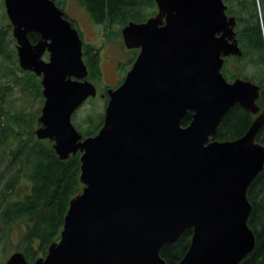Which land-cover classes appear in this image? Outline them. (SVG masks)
<instances>
[{
    "label": "water",
    "instance_id": "95a60500",
    "mask_svg": "<svg viewBox=\"0 0 264 264\" xmlns=\"http://www.w3.org/2000/svg\"><path fill=\"white\" fill-rule=\"evenodd\" d=\"M57 1L5 6L19 65L41 78L36 136L51 140L61 160L81 152L83 189L46 256L31 262L16 251L5 264H168L163 247L187 230L191 243L176 264L242 262L256 244L247 192L264 169L257 140L264 111L258 83L223 73L228 57L243 55L237 17L224 0H155L154 15L123 27L125 46L139 54L123 82L108 89L103 126L85 137L73 116L98 88L79 30ZM238 104L256 115L250 128L216 139Z\"/></svg>",
    "mask_w": 264,
    "mask_h": 264
},
{
    "label": "trees",
    "instance_id": "16d2710c",
    "mask_svg": "<svg viewBox=\"0 0 264 264\" xmlns=\"http://www.w3.org/2000/svg\"><path fill=\"white\" fill-rule=\"evenodd\" d=\"M61 1L57 4L64 10ZM77 1L84 6L94 24L104 26L107 36L118 26V35L122 37V29L130 21L143 22L157 11L155 0ZM224 1L228 14L237 17V38L243 55L228 57L223 73L228 80L242 77L258 83L262 88L258 104L264 111V0ZM12 27L8 22L0 28V65L3 61L12 62L14 69L10 68L13 66L6 68L13 81L21 84L35 99L44 101L41 78L34 72L23 70L16 62ZM80 35L83 39L82 32ZM30 39L36 42L39 35L31 33ZM131 51L132 66L139 49ZM83 56L90 72L89 79L94 83L101 82L104 75L102 49L84 41ZM107 89L105 107L109 101ZM13 91V85L0 83V228L3 240L11 239L10 233L15 225L23 229L16 251L23 252L29 261L34 262L47 255L52 242L60 240L70 201L83 189L81 152L61 160L51 140L36 136L35 131L41 125L38 122L41 108L35 112L19 109L14 113L7 108L8 96ZM104 116V112L90 113L83 124L76 127L85 137L96 135L103 126ZM192 118L193 112L189 111L182 120L183 126L189 125ZM255 118V114L238 104L226 114L215 138L223 141L239 138ZM257 140L264 144V128ZM247 196L252 204L248 223L255 233L256 244L239 264H264V169L249 186ZM192 234V230H187L176 243L163 247L161 255L168 264H176L185 256Z\"/></svg>",
    "mask_w": 264,
    "mask_h": 264
},
{
    "label": "rangeland",
    "instance_id": "374dc122",
    "mask_svg": "<svg viewBox=\"0 0 264 264\" xmlns=\"http://www.w3.org/2000/svg\"><path fill=\"white\" fill-rule=\"evenodd\" d=\"M61 4L68 18L82 32L84 41L86 43H92L102 49V68L104 75L101 82H95L98 88V95L93 100L89 98L73 116L75 126H80L88 114L92 113L97 115L99 113H105V97L103 96L106 93L105 88H115L120 84L131 67L130 60L133 55L131 49L125 46L123 36L118 35V26L112 28L107 36L104 26L94 24L84 6L77 0H62ZM8 22L10 20L6 11L5 0H0V28L7 25ZM11 33L12 37H14L13 27ZM13 46L17 51L16 40ZM16 56V62L19 65L18 54ZM2 64V66L0 65V83L14 86V91L8 96L7 108L13 113L19 109H25L28 112H35L39 108L42 109L44 101L35 99L33 95L22 88L21 84H16V81H13L12 75L8 73L6 68V66H13L10 68L14 69L15 66L12 62L3 61ZM231 68L235 69V65L231 64ZM22 230L15 225L10 233L11 239L6 238V240H3L0 228V264H5L8 257L16 252V244L18 243Z\"/></svg>",
    "mask_w": 264,
    "mask_h": 264
},
{
    "label": "flooded vegetation",
    "instance_id": "af4514ba",
    "mask_svg": "<svg viewBox=\"0 0 264 264\" xmlns=\"http://www.w3.org/2000/svg\"><path fill=\"white\" fill-rule=\"evenodd\" d=\"M38 35H39V34H38ZM39 38H40V36H39ZM38 40H39V39H38ZM38 40H37V41H38ZM37 41H36V42H37Z\"/></svg>",
    "mask_w": 264,
    "mask_h": 264
}]
</instances>
